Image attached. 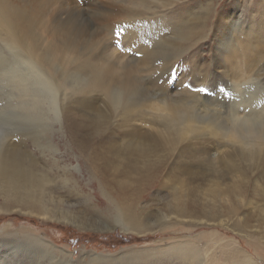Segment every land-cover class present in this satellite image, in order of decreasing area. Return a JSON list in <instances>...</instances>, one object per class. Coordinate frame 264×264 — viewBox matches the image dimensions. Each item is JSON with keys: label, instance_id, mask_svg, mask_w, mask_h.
Segmentation results:
<instances>
[{"label": "rangeland", "instance_id": "1", "mask_svg": "<svg viewBox=\"0 0 264 264\" xmlns=\"http://www.w3.org/2000/svg\"><path fill=\"white\" fill-rule=\"evenodd\" d=\"M7 1L27 15L23 28L39 51L54 46L70 61L67 88L54 95L57 119L47 90L18 82L27 68L0 31V148L17 145L47 178L39 199L52 217L2 209L0 239L35 237L48 250L0 247V264H264V166L206 128L264 134V0ZM125 24L147 44L121 50L114 33ZM83 60L108 69L106 89L77 87L93 72ZM126 78L136 83L130 98L146 102L129 114L134 122L109 105ZM164 103L186 106L203 127L174 136L179 121L152 109ZM167 121L170 132L159 127ZM6 200L0 194V207ZM123 214L137 228L125 231Z\"/></svg>", "mask_w": 264, "mask_h": 264}, {"label": "bare ground", "instance_id": "2", "mask_svg": "<svg viewBox=\"0 0 264 264\" xmlns=\"http://www.w3.org/2000/svg\"><path fill=\"white\" fill-rule=\"evenodd\" d=\"M139 1L140 0H138L137 2H139ZM135 3H134V5H136ZM139 3L141 4L142 2L140 1ZM139 3H137V4H139ZM189 17H191V16H189ZM26 18H27V15L26 16L24 15L23 10H21L18 7H13V5H11L7 0H0V31L3 32L4 36L8 40L7 47H9V48H11L13 50H16L23 57V63H24V65L27 68L26 69V73H25V74H27V77L19 78L18 77L19 74H18L16 76V78L18 77L17 79H18L19 83L20 82H24L25 83V82L33 81V82H31V83H33V85H39L40 88H42V89L44 88L45 90H47V92H49L51 94V96H53V98H52L53 99V107H54L53 108V113H55V116L58 119L60 117L61 113H59L58 109L56 108L57 105H56V100L54 98V95L57 92V90H59L60 88H62V89H66L67 88V82H65V80L67 78H65V77H66V74H67V76H69V74L66 73L65 71L68 70L66 68H67V65H68L70 59H65L60 54L58 56L59 52L57 51V48H55L54 46H49V48H47L46 50L39 51V49L37 48V45H36V41L32 40L29 37L28 32L23 28V24H24L23 21H25ZM201 22H202V20H201ZM189 26H191V25H189ZM183 28L185 29V27H182V30H184ZM187 29L190 30L191 28L187 27ZM235 32H236V30H235ZM238 33H239V31H238ZM177 34H178V32H177ZM236 34L237 33H235V35ZM183 35H184L185 39H187V35L186 34H183ZM220 37H221V35H220ZM223 37H224V35H223ZM239 37H241V36H239ZM166 40H168V39H166ZM222 40H223V38L221 39V41ZM164 42H162V43H164ZM231 42L232 41L230 40V43ZM251 42L253 43V41H251ZM247 44H249V43H247ZM168 47H170V46H168ZM148 51H150V50H148ZM181 55L183 56V54H181ZM189 56H191V55H189ZM175 57H177V56H175ZM179 61H178V63H179ZM72 62H74V60ZM162 63L164 64V62H162ZM89 65L90 64L87 63L84 60H83V62L80 63V67H82L83 69L90 68L91 66H89ZM173 65H175V64H173ZM164 66H166V65H164ZM196 66H197V64H196ZM105 68H106L105 66H104V68L100 67L98 69L90 68L91 70H89V71H93V72H91L90 75L86 79L79 80L80 83H78L77 87L80 88V90L81 89H83V90L87 89V90H91V91L100 90V89H106L105 81H106V78H107V74H108L107 70L108 69L107 68L105 69ZM18 69H20V68H18ZM24 69H25V67H24ZM87 71H88V69H87ZM23 72H25V71H23ZM0 73H3V71H0ZM16 74H17V72H16ZM239 74L240 73H238V75ZM0 75H2V74H0ZM238 75H236V76L239 77ZM128 79L129 78H126L121 83L122 85H120V87L118 89H116L114 91H111L109 93V105L111 106V109L114 110V113H116L117 116L121 117L122 120H128V122H134V120H133L134 116H131V120H129V118H130L129 114L134 112V110H136L137 108H142L143 106L145 107V103L146 102L135 101L133 99L134 96H132L133 100L130 98L131 95L133 94V90L136 87V86L134 87V85L136 83L134 84V82H132L133 79H132V81H128ZM160 79H161V77H160ZM241 79L242 78H240V80ZM236 81L238 82L237 79H236ZM150 82H151V80H150ZM157 88H158V86H157ZM237 89L238 90H235V91H238V93H239L240 92L239 91L240 90V85H239V87H237ZM15 90L17 91L18 89H15ZM233 90H234V88H233ZM252 90L253 89H251L250 91L252 92ZM63 91L65 92V90H63ZM238 93L236 95H239ZM248 93H250V92H248ZM241 94H242V92H241ZM250 94H252V93H250ZM258 94H261V93L257 92V95ZM20 95L22 96L23 94H20ZM46 95H49V94L47 93ZM197 95H199V93H197ZM252 95H250V96H252ZM262 95H264V94H262ZM254 96H253V98H254ZM66 97L69 98L70 96H66ZM197 97H199V96H197ZM241 98H242V96L239 97V99H241ZM250 98H252V97H249V99ZM62 99H64V98H62ZM195 99H197V98H195ZM243 100H241V101H243ZM50 101H51V99H50ZM143 101H145V100H143ZM258 101H260V100H258ZM245 104L246 103L243 102V105H245ZM182 105H183V103H182ZM239 106H238V108L243 110V106L242 107H239ZM63 107L65 108V106H63ZM245 108H244L243 112L248 109L247 108L245 110ZM152 109L155 112L163 113L164 114L163 116L169 117L168 120L171 119L173 121H179V126L181 128L176 131V134H174V136H180V137L184 136L185 137L189 133L195 132L196 130H200V128L203 127V126H197L199 124V122L197 123V121H196L197 124L194 123L193 118L191 116H189V112H188L189 108H187L186 106H181V105L179 106V105H176V104H171V103L166 104V103H164V104H160V105L157 104L156 106L154 105V107ZM247 112H248V110H247ZM233 115H235V114H233ZM255 121H257V120H255ZM148 122H151V121L149 120ZM193 123L196 126H194ZM166 124L167 125H163V123H161L159 125V127L163 128L162 131L165 130L166 132H170L169 131V126H170L171 122L167 121ZM212 124H211V126H213ZM211 126L210 125H206V128L209 129V130L207 129L209 131V135L224 140L227 144H229V147H231L230 145H234L235 148H236V144H239V146H241V148H246L245 156L250 161H252L254 164H256V166L259 165V164H261L262 167L264 166V163L262 162L264 160V134L259 133L260 131L257 132L259 129L257 131H255V129H254L251 132L250 130L248 131V130H246L244 128L247 132H249L248 133L249 135H248V137L246 139V138H244V137H242L239 134H236L234 132L223 133V132H221L222 130L219 131L218 130L219 128H216L217 126H215V128L211 127ZM253 126H251V127H253ZM134 132H135V130H134ZM169 136H170V134H169ZM208 137H210V136H208ZM167 140L170 141V137ZM213 140H215V139H213ZM172 141H173V143L176 142L175 140H172ZM224 141H220V142L224 143ZM222 145H224V144H222ZM15 146L17 148V145H15ZM16 148L12 144L7 145L6 149H1L0 148V194L3 195L4 197L8 198V200L5 201V205L0 207V212L3 213L2 209L4 211H6V212H10L9 208H12L10 205L11 204H15L17 207L20 208L21 211L26 210V211H24V212H26V214L36 215L37 217H40L43 220L44 219L52 220V217L50 216L51 213L48 211L46 206L43 204L42 200L39 199V197H41L40 193L43 192L42 188L45 187L44 186L45 184L47 185L48 180H47V178L44 175L37 176L34 173L31 164L28 161L22 159L23 156L20 155V153L16 150ZM236 150H237V148H236ZM20 152H21V150H20ZM243 152H244V150H243ZM21 154H23V153H21ZM12 200H15V201H12ZM17 211H18V208H17ZM121 225H123L122 227L124 228L125 231L126 230H132L131 227L135 226L134 222L133 221H129V217L127 215H125V214H123V217L121 218ZM25 239H29L28 242H25ZM19 243L16 242V241L11 242L10 238L0 239V247L7 246L8 247L7 250H10V251H14V249L15 250L19 249L20 246L22 247L23 244L25 246H28V245H31V244L32 245H39V244L41 245L42 244L43 246L41 245V247H44L45 250H48L47 244L44 243V242H41L40 239H37L35 237L34 238H31V237L22 238V239L19 240ZM1 262L2 261L0 260V263ZM52 263H54V262H52Z\"/></svg>", "mask_w": 264, "mask_h": 264}, {"label": "snow or ice", "instance_id": "3", "mask_svg": "<svg viewBox=\"0 0 264 264\" xmlns=\"http://www.w3.org/2000/svg\"><path fill=\"white\" fill-rule=\"evenodd\" d=\"M130 25H117L115 28V40L114 43H118L121 50L123 51H132L134 49H138L141 43L147 44V39L142 37L139 33L134 31L126 32V29H129ZM150 46V45H149ZM136 55H142L140 52H136ZM2 65H0V71H2ZM177 76L176 68H172L167 73V80L168 82H173L174 77ZM164 81H161L163 83ZM185 87L192 89V85L188 84ZM193 91H197L199 93H206L207 88L200 87L196 89H192ZM234 99H239V97H234ZM255 106V105H253Z\"/></svg>", "mask_w": 264, "mask_h": 264}]
</instances>
